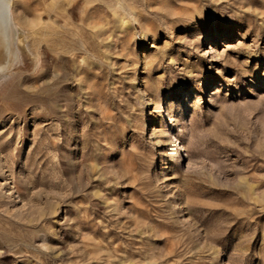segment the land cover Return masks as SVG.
<instances>
[{
  "label": "rangeland",
  "instance_id": "1",
  "mask_svg": "<svg viewBox=\"0 0 264 264\" xmlns=\"http://www.w3.org/2000/svg\"><path fill=\"white\" fill-rule=\"evenodd\" d=\"M11 5L0 264H264V0Z\"/></svg>",
  "mask_w": 264,
  "mask_h": 264
},
{
  "label": "bare ground",
  "instance_id": "2",
  "mask_svg": "<svg viewBox=\"0 0 264 264\" xmlns=\"http://www.w3.org/2000/svg\"><path fill=\"white\" fill-rule=\"evenodd\" d=\"M12 5L11 0H0V73L8 70L17 58L13 44L16 26L12 18ZM19 194L21 195V192ZM1 232H3V239L9 240L8 235L4 231Z\"/></svg>",
  "mask_w": 264,
  "mask_h": 264
}]
</instances>
